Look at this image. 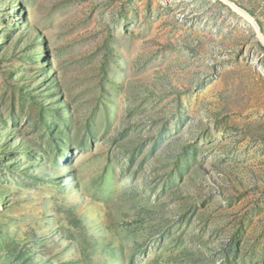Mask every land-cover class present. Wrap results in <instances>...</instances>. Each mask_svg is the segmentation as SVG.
<instances>
[{"label": "rangeland", "instance_id": "1", "mask_svg": "<svg viewBox=\"0 0 264 264\" xmlns=\"http://www.w3.org/2000/svg\"><path fill=\"white\" fill-rule=\"evenodd\" d=\"M0 264H264L254 27L222 0H0Z\"/></svg>", "mask_w": 264, "mask_h": 264}, {"label": "water", "instance_id": "2", "mask_svg": "<svg viewBox=\"0 0 264 264\" xmlns=\"http://www.w3.org/2000/svg\"><path fill=\"white\" fill-rule=\"evenodd\" d=\"M222 1L224 3H226L227 5H229L239 15L244 17L254 27L259 40L264 45V32H263L262 28L260 27V25L258 24V22L256 21V19L248 11H246L245 9H243V8L239 7L238 5H236L235 3H233L232 0H222Z\"/></svg>", "mask_w": 264, "mask_h": 264}, {"label": "bare ground", "instance_id": "3", "mask_svg": "<svg viewBox=\"0 0 264 264\" xmlns=\"http://www.w3.org/2000/svg\"><path fill=\"white\" fill-rule=\"evenodd\" d=\"M234 3V2H233ZM236 4V3H235ZM237 5V4H236ZM240 7V6H239Z\"/></svg>", "mask_w": 264, "mask_h": 264}]
</instances>
